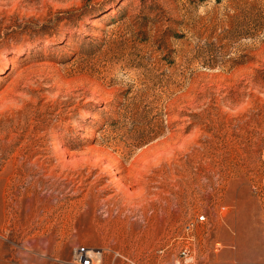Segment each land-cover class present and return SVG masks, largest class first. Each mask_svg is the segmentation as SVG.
I'll use <instances>...</instances> for the list:
<instances>
[{
	"label": "rangeland",
	"instance_id": "rangeland-1",
	"mask_svg": "<svg viewBox=\"0 0 264 264\" xmlns=\"http://www.w3.org/2000/svg\"><path fill=\"white\" fill-rule=\"evenodd\" d=\"M82 246L264 264V0H0V264Z\"/></svg>",
	"mask_w": 264,
	"mask_h": 264
},
{
	"label": "built area",
	"instance_id": "built-area-1",
	"mask_svg": "<svg viewBox=\"0 0 264 264\" xmlns=\"http://www.w3.org/2000/svg\"><path fill=\"white\" fill-rule=\"evenodd\" d=\"M205 219L204 215L197 216V220L202 221ZM216 250V249H215ZM95 252L89 251L86 247H79L76 249V257L79 264H94ZM181 261H176V264H191L193 261V257L189 255V252L186 249H183L181 252ZM193 264V263H192Z\"/></svg>",
	"mask_w": 264,
	"mask_h": 264
},
{
	"label": "bare ground",
	"instance_id": "bare-ground-1",
	"mask_svg": "<svg viewBox=\"0 0 264 264\" xmlns=\"http://www.w3.org/2000/svg\"><path fill=\"white\" fill-rule=\"evenodd\" d=\"M87 165V164H86ZM122 169V168H121Z\"/></svg>",
	"mask_w": 264,
	"mask_h": 264
}]
</instances>
